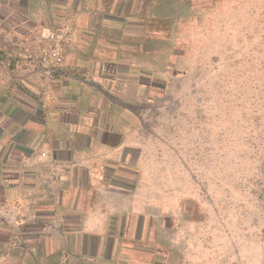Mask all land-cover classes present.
<instances>
[{
  "label": "crops",
  "instance_id": "obj_1",
  "mask_svg": "<svg viewBox=\"0 0 264 264\" xmlns=\"http://www.w3.org/2000/svg\"><path fill=\"white\" fill-rule=\"evenodd\" d=\"M231 2L0 0V264H182L146 112Z\"/></svg>",
  "mask_w": 264,
  "mask_h": 264
},
{
  "label": "rangeland",
  "instance_id": "obj_2",
  "mask_svg": "<svg viewBox=\"0 0 264 264\" xmlns=\"http://www.w3.org/2000/svg\"><path fill=\"white\" fill-rule=\"evenodd\" d=\"M226 15L215 41L185 51L182 76L153 83L146 112L149 184L182 196L194 229L182 264H264V0Z\"/></svg>",
  "mask_w": 264,
  "mask_h": 264
},
{
  "label": "built area",
  "instance_id": "obj_3",
  "mask_svg": "<svg viewBox=\"0 0 264 264\" xmlns=\"http://www.w3.org/2000/svg\"><path fill=\"white\" fill-rule=\"evenodd\" d=\"M55 35H54V33H49L48 34V37H50V38H53ZM51 59H53L52 60V64H53V66H56L57 65V59H58V57H59V49H57V48H54L52 51H51Z\"/></svg>",
  "mask_w": 264,
  "mask_h": 264
}]
</instances>
